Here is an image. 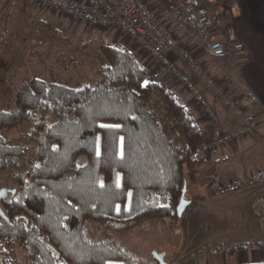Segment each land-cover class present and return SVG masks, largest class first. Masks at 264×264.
<instances>
[{
  "label": "trees",
  "instance_id": "obj_1",
  "mask_svg": "<svg viewBox=\"0 0 264 264\" xmlns=\"http://www.w3.org/2000/svg\"><path fill=\"white\" fill-rule=\"evenodd\" d=\"M98 51L90 83L30 76L0 106V264H158L127 238L178 217L203 132L130 47Z\"/></svg>",
  "mask_w": 264,
  "mask_h": 264
},
{
  "label": "rangeland",
  "instance_id": "obj_2",
  "mask_svg": "<svg viewBox=\"0 0 264 264\" xmlns=\"http://www.w3.org/2000/svg\"><path fill=\"white\" fill-rule=\"evenodd\" d=\"M169 28L174 34L171 25ZM176 36L186 49L192 47L190 51L201 64L200 72L203 76L211 78L214 84L219 80L226 84L231 66L228 68L226 63L230 57L220 60L225 66L207 64L204 59L198 60V57L206 56L204 37L191 36L186 27H181ZM102 44L126 45L138 55L144 66L148 65L147 57L146 60L133 48L129 39L116 31L73 23L27 0H0V106H7L11 94L9 90L30 76L45 82L62 81L71 88L90 83L96 69L103 62L98 51ZM194 48L195 52L192 51ZM214 68L219 70L216 74L208 72ZM169 80L177 84L171 79L164 83ZM227 94L232 98L244 96ZM259 127L260 124L256 131ZM20 131L12 133L9 138L16 139L27 129ZM252 136L257 138L255 134ZM210 154L203 153L205 156ZM240 159L238 165L242 169L238 173L248 177L244 180L261 178L256 180L255 185L218 196L213 193L217 183L210 189L207 185L213 178L220 179L226 169L215 168L213 173L207 170L202 175L203 179L201 176L196 181L191 177L192 171L188 175L184 196L190 203L182 215L167 226L150 223L146 226L148 232H132L127 238L130 248L150 258H153V252L164 254L167 264H240L262 261L264 257L259 255L264 251V174L254 171L264 170V147H253L245 151ZM205 175L208 183L204 181ZM243 190L248 193L241 194Z\"/></svg>",
  "mask_w": 264,
  "mask_h": 264
},
{
  "label": "built area",
  "instance_id": "obj_3",
  "mask_svg": "<svg viewBox=\"0 0 264 264\" xmlns=\"http://www.w3.org/2000/svg\"><path fill=\"white\" fill-rule=\"evenodd\" d=\"M41 9L49 10L76 24H83L101 30L116 31L131 42L133 48L148 61L145 66L147 83L175 81L187 92L193 102L204 110L209 120V131L203 134L200 151L210 154L222 146L236 143L253 133L258 127L256 117L249 114L240 98H232L218 87L211 78H204L206 88L215 90L225 107L237 119L238 127L223 131L215 114L210 110L204 93L197 84L179 68L183 63L194 72H200L201 64L193 53L181 45L171 32L167 17L157 14L151 7V0H27ZM175 8L168 17L181 22L189 29L191 36L204 37V53L215 60L230 57L224 44L209 34L213 22L209 11L222 0H175ZM231 51L241 55L244 45L231 42ZM146 59V60H147ZM173 59V60H172ZM146 64V63H145ZM153 65V67H151ZM151 69V70H149ZM256 179V178H255ZM261 178L256 179L257 181ZM256 180H241L217 184L213 193L218 196L234 193L256 184ZM262 245V243H258Z\"/></svg>",
  "mask_w": 264,
  "mask_h": 264
},
{
  "label": "crops",
  "instance_id": "obj_4",
  "mask_svg": "<svg viewBox=\"0 0 264 264\" xmlns=\"http://www.w3.org/2000/svg\"><path fill=\"white\" fill-rule=\"evenodd\" d=\"M175 6V0L150 1V7L157 14L162 17H167L168 24L171 25V29L174 31V36L180 41V38L176 35L179 34L181 27L183 28L185 26L181 24V22L168 17V14ZM209 14L213 22L209 34H211L214 39L222 42L230 52V59L226 64L228 68L230 65L231 66L230 69H228L226 84L222 83L221 80L218 81L217 76L216 80L218 82L216 85H219L220 88L225 89L227 93H232L235 96L236 94H244L243 97L236 96V98L240 97V99H242L247 111L249 114L256 117L260 127L257 131H254L255 133H252L255 134L257 138H254L252 134H250L248 135L249 137L246 136L241 138L234 144L222 146L209 156H205L200 152L199 157L204 160V163L193 170L191 177L193 181H196L205 171L210 170L213 173L215 168L222 167V169H226V171L222 173L220 179L213 178L212 181L214 184L232 183L248 178L238 173V171L241 172L240 170L242 169V166L238 165V162L242 160L240 159L242 154L253 147H264V144L261 145L262 140L264 141V0H222L219 5L210 9ZM195 38L203 37L197 35ZM231 42L243 43L244 51L241 55H236L231 51ZM190 49H192V47ZM195 50L196 48L192 51L195 52ZM200 59H204L207 61V64L216 67L222 65L220 60H215L207 56L198 57V60ZM226 64L223 65L225 66ZM178 66L204 93L208 106L215 114L222 130L230 131L237 128V119L225 107L215 90L205 87V76H203L201 72H194L189 66L183 63H178ZM217 71L219 70L216 68L208 70L211 74H216ZM225 76L224 74V77ZM164 84L168 89L175 92V94L189 107L194 118L201 127L203 134L207 133L210 125L204 110L193 102L191 96L185 92L180 85L170 80ZM235 160L237 162H235ZM254 173L264 174V170H256ZM204 177V181L208 183L209 180L207 179V175ZM201 178L203 179V176ZM240 192L243 195L248 193L246 190ZM187 201L190 203V200ZM243 227H245L244 224ZM259 256L264 257V251L260 252Z\"/></svg>",
  "mask_w": 264,
  "mask_h": 264
},
{
  "label": "water",
  "instance_id": "obj_5",
  "mask_svg": "<svg viewBox=\"0 0 264 264\" xmlns=\"http://www.w3.org/2000/svg\"><path fill=\"white\" fill-rule=\"evenodd\" d=\"M185 191H186V189L184 186L182 189V193H181V197L179 199L178 205L176 206V214L178 217H180L182 215L185 208L189 205V202L184 199ZM6 192L7 191L5 189H0V200L6 195ZM0 217L5 219V215H4L1 207H0ZM152 257L158 264H167L164 261V254H159V253L153 252Z\"/></svg>",
  "mask_w": 264,
  "mask_h": 264
},
{
  "label": "snow or ice",
  "instance_id": "obj_6",
  "mask_svg": "<svg viewBox=\"0 0 264 264\" xmlns=\"http://www.w3.org/2000/svg\"><path fill=\"white\" fill-rule=\"evenodd\" d=\"M100 127L107 128V127H111V125H100ZM97 139H99V138H97ZM97 155H99V149H97ZM101 187H103V185H101ZM117 187H119V178H117Z\"/></svg>",
  "mask_w": 264,
  "mask_h": 264
}]
</instances>
